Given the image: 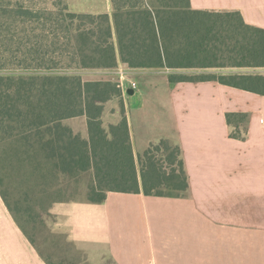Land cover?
Segmentation results:
<instances>
[{
	"label": "trees",
	"instance_id": "16d2710c",
	"mask_svg": "<svg viewBox=\"0 0 264 264\" xmlns=\"http://www.w3.org/2000/svg\"><path fill=\"white\" fill-rule=\"evenodd\" d=\"M124 63L169 70L170 83L214 80L264 95V73L181 72L264 67V28L239 11L195 9L190 0H0V195L47 264L54 263L23 224L29 209H46L53 231L91 264L57 226V206L102 203L111 191L189 194L179 143L162 137L136 153L123 99L121 120L103 121L123 89L119 79L88 75ZM78 116L87 117L88 138L66 123ZM226 120L231 138H248V113Z\"/></svg>",
	"mask_w": 264,
	"mask_h": 264
},
{
	"label": "crops",
	"instance_id": "0c3cea01",
	"mask_svg": "<svg viewBox=\"0 0 264 264\" xmlns=\"http://www.w3.org/2000/svg\"><path fill=\"white\" fill-rule=\"evenodd\" d=\"M190 1L195 9L239 11L246 23L264 28V0ZM119 68L126 70L120 82L123 95L106 103L105 125L121 120L123 99L135 152L162 137L179 143L190 191L179 198L111 191L102 203L72 204L67 231L76 247L87 253L91 264L106 258L115 264H264V95L214 80L170 83L169 70L133 69L125 63ZM149 71L165 74L163 94L169 102L164 123L155 127L148 125L152 111L147 102L136 103L135 97L146 86H155L157 76ZM181 72L264 73V67ZM137 74L149 75L146 86L140 82V89L132 88L130 94ZM228 112L249 114L246 140L229 136ZM80 117L86 116L66 123L88 138L87 117L86 128L75 127ZM0 264H47L1 195Z\"/></svg>",
	"mask_w": 264,
	"mask_h": 264
},
{
	"label": "rangeland",
	"instance_id": "374dc122",
	"mask_svg": "<svg viewBox=\"0 0 264 264\" xmlns=\"http://www.w3.org/2000/svg\"><path fill=\"white\" fill-rule=\"evenodd\" d=\"M151 72V77L154 75L157 76L155 86L152 90L145 85V80L149 77L146 74H137L134 78L138 82H142L146 88L144 89L145 93H136V103L147 102V108L152 111L149 116L148 125L155 127L156 125H161L164 123L165 118L167 117V110L169 109V102L166 105V98L164 91V77L165 74L160 75L159 73ZM88 74L90 72H87ZM104 74H108L107 76ZM90 77L95 76H105L112 77L114 79L119 78V75L115 71H95V74L88 75ZM118 76V77H117ZM140 89V86H139ZM132 104V103H131ZM136 104H133L132 107H136ZM166 109V111H165ZM133 115V111H132ZM86 117H80L76 119L75 127L81 131L82 125L86 128L84 122ZM79 122V123H78ZM82 123V124H81ZM135 126V119H134ZM146 149V148H144ZM15 181L12 182L13 186ZM55 217L58 219L57 226L63 229V231L69 230V223L71 218V204L65 206H57L54 210ZM23 217L24 227L28 230L29 234L33 237L36 243L39 245L43 253L53 261L54 264H86L84 260L83 253L75 250L74 246L69 243L68 238L65 233L60 231H53L51 228V218L48 215L46 209H41V206H38L36 209H29Z\"/></svg>",
	"mask_w": 264,
	"mask_h": 264
},
{
	"label": "built area",
	"instance_id": "2783aa9c",
	"mask_svg": "<svg viewBox=\"0 0 264 264\" xmlns=\"http://www.w3.org/2000/svg\"><path fill=\"white\" fill-rule=\"evenodd\" d=\"M116 73L119 75V81L122 82V80L126 74V70H124L122 68H118L116 70ZM131 88H133L134 90H138V88H139L138 82L135 80L131 81Z\"/></svg>",
	"mask_w": 264,
	"mask_h": 264
},
{
	"label": "water",
	"instance_id": "95a60500",
	"mask_svg": "<svg viewBox=\"0 0 264 264\" xmlns=\"http://www.w3.org/2000/svg\"><path fill=\"white\" fill-rule=\"evenodd\" d=\"M128 92H129L130 94H133V93H134V90L131 88V89L128 90Z\"/></svg>",
	"mask_w": 264,
	"mask_h": 264
}]
</instances>
